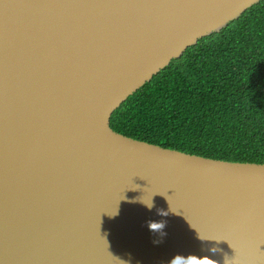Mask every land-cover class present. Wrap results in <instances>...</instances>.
<instances>
[{
  "label": "water",
  "instance_id": "obj_1",
  "mask_svg": "<svg viewBox=\"0 0 264 264\" xmlns=\"http://www.w3.org/2000/svg\"><path fill=\"white\" fill-rule=\"evenodd\" d=\"M259 1L0 0V264H264V164L109 126Z\"/></svg>",
  "mask_w": 264,
  "mask_h": 264
},
{
  "label": "trees",
  "instance_id": "obj_2",
  "mask_svg": "<svg viewBox=\"0 0 264 264\" xmlns=\"http://www.w3.org/2000/svg\"><path fill=\"white\" fill-rule=\"evenodd\" d=\"M109 126L189 155L264 164V0L173 59Z\"/></svg>",
  "mask_w": 264,
  "mask_h": 264
},
{
  "label": "clouds",
  "instance_id": "obj_3",
  "mask_svg": "<svg viewBox=\"0 0 264 264\" xmlns=\"http://www.w3.org/2000/svg\"><path fill=\"white\" fill-rule=\"evenodd\" d=\"M154 243H156V242H154ZM172 264H176V261L173 260V261H172ZM189 264H197L196 259H195V258L191 259V260L189 261Z\"/></svg>",
  "mask_w": 264,
  "mask_h": 264
}]
</instances>
